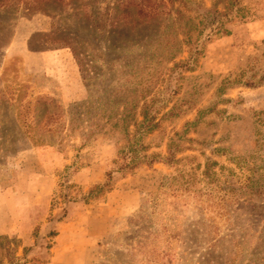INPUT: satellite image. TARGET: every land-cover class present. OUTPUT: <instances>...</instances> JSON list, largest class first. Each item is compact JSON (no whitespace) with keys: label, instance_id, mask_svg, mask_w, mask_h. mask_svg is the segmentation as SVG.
<instances>
[{"label":"rangeland","instance_id":"374dc122","mask_svg":"<svg viewBox=\"0 0 264 264\" xmlns=\"http://www.w3.org/2000/svg\"><path fill=\"white\" fill-rule=\"evenodd\" d=\"M239 2L0 0V233L20 174L55 182L0 264H264V0ZM146 106L161 158L115 172ZM83 165L113 171L107 202Z\"/></svg>","mask_w":264,"mask_h":264},{"label":"trees","instance_id":"16d2710c","mask_svg":"<svg viewBox=\"0 0 264 264\" xmlns=\"http://www.w3.org/2000/svg\"><path fill=\"white\" fill-rule=\"evenodd\" d=\"M239 4H240L239 0H228L227 10L232 11L237 6H239ZM112 118L113 115L110 116V119ZM142 118H143L142 122L136 126L137 128L136 134L130 140L127 141L124 147L118 149L116 153V158L112 161V164L116 165L115 172H120V173L122 172L126 174L142 166H153L154 164L159 162L158 160L161 158V155L158 153L149 154L148 146L142 143L141 137L138 136L140 133L142 135L152 134V132H154L158 127V123L154 121L155 118L148 117V106H146L144 111L142 112ZM25 125L26 127H28V129H31L33 126V122L28 125L25 123ZM177 136L181 140L182 135L178 134ZM24 137L32 142L37 141V139L34 136H32L31 134H27V132L24 133ZM178 148H179V143L174 141L169 146V158H168L169 162L172 163L179 162L178 160H176V158H174L176 152H178L177 150ZM173 149L174 152L172 151ZM73 165H75V162ZM69 168L70 166H66V170H68ZM83 168H85L84 165L77 166L75 168L72 175L73 179H71L70 181L72 183L71 184L72 187L78 188V186H76L75 184L76 182L74 181V177ZM112 175H113V171L108 172L106 174L107 180L105 184L94 185L89 190L88 193L84 194L83 199H81L83 204L89 205L92 201H100V200L101 203L105 202L107 195L113 191ZM99 197H101V199Z\"/></svg>","mask_w":264,"mask_h":264},{"label":"crops","instance_id":"0c3cea01","mask_svg":"<svg viewBox=\"0 0 264 264\" xmlns=\"http://www.w3.org/2000/svg\"><path fill=\"white\" fill-rule=\"evenodd\" d=\"M98 170L100 171L101 174V169L100 167H98ZM25 174L22 173V176L20 174V176L18 178H20V180L16 183V188L11 190V193L8 195H5L4 197H7L8 199L11 197L12 201L8 202V205L6 204L4 207L7 208V213L6 216L3 218V226H2V232L0 233V235H16V234H25L26 230L24 229H20L15 220L17 218L18 222H22V219L26 218L28 220V224L30 225V230H28V234L31 233L32 229L37 225V215H33L31 218L30 216H28L27 212L29 210H37L40 208H43V204L47 205L49 203V196L46 197V199L43 198L42 196V192L41 191H37V187L38 185L40 186V182H44L48 185H51V187L48 189V194L50 195L53 192V185H54V178L52 177V175H46L45 177H43L42 175H40L39 173L35 172L33 174V177L30 178V180L25 181L24 178ZM76 183H89L91 184H100L103 181V177L101 178L99 176V178L97 180L95 177V167L91 168L88 167L86 169L81 170L79 173L76 174V176L74 177ZM24 180V182L22 181ZM83 181V182H81ZM86 182V183H85ZM22 187V190L26 187V192L22 194H18V188ZM38 193V194H37ZM10 195V196H9ZM113 195V192H111L110 194H108L106 199H109L110 196ZM107 202V200H106ZM106 204V203H104ZM81 204L79 203H71L68 206V212H69V216H71V214H77V212L79 210H81ZM9 212V213H8ZM37 214V213H36ZM39 217V216H38ZM23 224V223H22ZM60 235H63L66 231V229H62L60 230ZM59 235V236H60ZM59 249L64 250V248L66 246L63 247V245H59L58 246ZM57 247V248H58ZM70 251V250H69Z\"/></svg>","mask_w":264,"mask_h":264}]
</instances>
